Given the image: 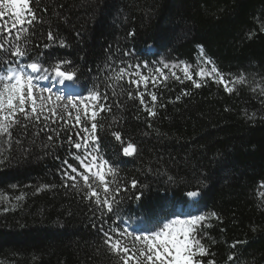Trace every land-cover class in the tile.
<instances>
[{
	"label": "trees",
	"instance_id": "obj_1",
	"mask_svg": "<svg viewBox=\"0 0 264 264\" xmlns=\"http://www.w3.org/2000/svg\"><path fill=\"white\" fill-rule=\"evenodd\" d=\"M34 7L48 11L38 12L44 23L35 24L33 43H48L49 30L58 40L64 39L67 47L46 51L78 65L80 81L87 88L98 82L97 69L106 60V50L116 61H183L198 79L195 66L202 45L223 73L243 70L256 73L257 79L264 76L260 30L264 0H40ZM249 33L254 35L249 38ZM125 50L133 55L124 57ZM184 90L190 94L181 95ZM159 91L163 98L151 128L139 102L126 95L123 109L113 100L112 114H101L106 124L111 115L120 117L111 129L98 132L106 158L120 165L126 181L135 178L148 185L139 189L143 192L139 201L127 200L122 193L118 214L125 220L130 217L132 227H146L142 223L146 216H167L173 204L186 199L184 192L195 175L210 171L211 181L199 205V211H215L220 217L205 229L210 252L217 264H264V120L260 119L264 97L247 85H236V91L228 94L213 81L195 88L191 81L180 83L171 77ZM245 111L255 112L256 119L247 120ZM112 131L121 132L123 144L115 141ZM129 142L137 152L126 157L122 148ZM56 155L64 158L67 151L0 168V264H114L101 234L92 227L95 217L90 208L95 204L61 186ZM165 171L175 183L161 174ZM16 196L22 199L17 201ZM5 207L14 210L5 212ZM106 219L110 224L114 217L109 214ZM230 254L234 261H228Z\"/></svg>",
	"mask_w": 264,
	"mask_h": 264
},
{
	"label": "snow or ice",
	"instance_id": "obj_2",
	"mask_svg": "<svg viewBox=\"0 0 264 264\" xmlns=\"http://www.w3.org/2000/svg\"><path fill=\"white\" fill-rule=\"evenodd\" d=\"M39 2L0 0V168L28 162L32 156L42 159L59 149H66V157L55 156L60 161L57 174L61 186L76 190L84 200L95 204V209L90 208L95 217L92 227L101 234L109 255L115 258L114 264H217L215 253L206 245L205 229L210 227L209 221L220 217L215 211H199L200 198L211 181V172L201 170L195 175L194 182L187 184L186 199L178 205L173 204L167 216H146L142 221L146 227H132L130 217L125 220L118 214L123 203L121 194L124 193L127 200L139 201L143 195L139 189H147L148 185L135 178L126 181L120 176V165L106 158L98 132L111 129L120 117L111 115L106 124L107 118L101 114H112L113 100L117 108L123 109L122 98L126 95L127 100L139 102L151 128L150 121L158 116L157 105L163 98L159 89L162 85L167 86L170 77L180 83L191 81L195 88L213 81L223 85L228 94L236 91V85H247L252 93L258 92L264 97V76L257 79L256 73L243 70L236 75L225 74L207 56L202 45H198L199 57L195 66L198 79L190 70L192 66L183 61H116L114 54L106 50V60L97 69L98 82L87 88L80 81L82 73L78 65L46 51L67 47L64 39L58 40L49 30L48 43H33L35 24L44 23L38 12L48 11L46 7L42 10L34 7ZM260 30L264 31V26ZM253 35L249 33V38ZM41 47L45 51L37 52ZM132 55L131 50L123 52L124 57ZM177 70L183 76L178 75ZM189 94L187 90L181 93ZM260 103L264 104V99ZM159 107H164L163 103H159ZM256 116L255 112L245 111L249 121L255 120ZM140 118L137 115L136 119ZM260 119L264 120V116ZM111 135L115 141L124 143L121 132L112 131ZM34 149H39V153ZM136 152L137 148L131 142L122 148L126 157ZM212 162L221 163L216 158ZM156 172L160 173V169ZM161 174L167 175V172ZM167 180L176 182L172 175H167ZM134 189L137 190L134 196L127 195ZM15 199L19 201L22 197ZM9 210L14 209L3 208L5 212ZM109 214L114 217L110 224L106 219ZM236 243L231 247L235 248ZM234 260L235 255L230 254L228 261Z\"/></svg>",
	"mask_w": 264,
	"mask_h": 264
},
{
	"label": "rangeland",
	"instance_id": "obj_3",
	"mask_svg": "<svg viewBox=\"0 0 264 264\" xmlns=\"http://www.w3.org/2000/svg\"><path fill=\"white\" fill-rule=\"evenodd\" d=\"M196 68V67H195ZM177 71H179V70H177ZM180 72V71H179ZM67 83V82H66ZM62 87V86H61Z\"/></svg>",
	"mask_w": 264,
	"mask_h": 264
}]
</instances>
